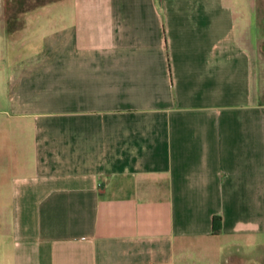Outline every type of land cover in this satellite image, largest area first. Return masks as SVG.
I'll return each instance as SVG.
<instances>
[{"label":"crops","instance_id":"crops-1","mask_svg":"<svg viewBox=\"0 0 264 264\" xmlns=\"http://www.w3.org/2000/svg\"><path fill=\"white\" fill-rule=\"evenodd\" d=\"M22 19L8 38L34 19L35 54L0 127V264L264 247L255 0H55Z\"/></svg>","mask_w":264,"mask_h":264},{"label":"rangeland","instance_id":"rangeland-1","mask_svg":"<svg viewBox=\"0 0 264 264\" xmlns=\"http://www.w3.org/2000/svg\"><path fill=\"white\" fill-rule=\"evenodd\" d=\"M55 0H0V127L16 122L9 121V115L14 111L17 103L15 91L12 88L17 73L24 69L29 55L35 54L31 47L35 44L31 41L35 36V20H28V29L23 36L8 38L9 34L16 32L23 26V14L29 11H39L41 6ZM56 12L55 8L51 9ZM255 19L260 30V41L258 44L259 54V97L264 104V0H255ZM19 37L24 40L20 41ZM24 42L26 44L24 45ZM24 49H19L21 46ZM34 50V49H33ZM15 83V82H14ZM2 135V134H1ZM2 139V138H1ZM222 264H264V247L251 251H237L227 254Z\"/></svg>","mask_w":264,"mask_h":264},{"label":"trees","instance_id":"trees-1","mask_svg":"<svg viewBox=\"0 0 264 264\" xmlns=\"http://www.w3.org/2000/svg\"><path fill=\"white\" fill-rule=\"evenodd\" d=\"M218 223V219H214V226Z\"/></svg>","mask_w":264,"mask_h":264}]
</instances>
